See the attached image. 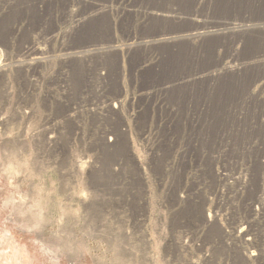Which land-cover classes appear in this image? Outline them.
<instances>
[{
  "label": "rangeland",
  "instance_id": "1",
  "mask_svg": "<svg viewBox=\"0 0 264 264\" xmlns=\"http://www.w3.org/2000/svg\"><path fill=\"white\" fill-rule=\"evenodd\" d=\"M254 1L0 0V264H189L195 180L264 187V36L157 41L264 25Z\"/></svg>",
  "mask_w": 264,
  "mask_h": 264
},
{
  "label": "built area",
  "instance_id": "2",
  "mask_svg": "<svg viewBox=\"0 0 264 264\" xmlns=\"http://www.w3.org/2000/svg\"><path fill=\"white\" fill-rule=\"evenodd\" d=\"M108 140L112 145V136ZM249 166L238 171L217 167L213 187L205 177L190 188L186 196L190 204L202 194L204 222L189 233V264H264V187H255V172Z\"/></svg>",
  "mask_w": 264,
  "mask_h": 264
},
{
  "label": "bare ground",
  "instance_id": "3",
  "mask_svg": "<svg viewBox=\"0 0 264 264\" xmlns=\"http://www.w3.org/2000/svg\"><path fill=\"white\" fill-rule=\"evenodd\" d=\"M191 1V0H190ZM209 0H192V3L193 5L194 4H198L199 2L200 3H203V4H207ZM252 2V1H251ZM255 8L257 5H261L262 4V0H255ZM264 2V0H263ZM191 3V4H192ZM220 3L221 0H220ZM221 4H219L220 6ZM192 6V5H190ZM218 6V8H219ZM227 6V5H226ZM225 6V7H226ZM229 6V5H228ZM246 6V5H245ZM224 7V5H223ZM238 7V6H237ZM249 8V7H248ZM253 8V7H252ZM150 9V8H149ZM244 10V9H243ZM234 11V10H233ZM236 12V11H235ZM145 15H151V16H154L156 18H159V19H171L173 17L176 16V14L173 13V11H169V12H163V11H160V10H156V11H146L144 13ZM261 14V13H260ZM259 14V15H260ZM264 16V15H263ZM264 18V17H263ZM145 19V18H144ZM89 25V24H88ZM88 25L86 26L85 25V29L88 28ZM228 25H234V24H228ZM205 27V25L203 26V28ZM214 27V25H211V26H206L204 28L203 31H198V32H195V33H186V34H179V35H169V36H166V37H163V38H159L157 41L160 42V43H171V42H177V41H192V40H198V39H201L202 42L200 44V47H205L206 43L209 42L212 43L214 42L215 40H210L209 38L214 35V36H220L222 34H227V33H233V32H241L243 34L245 33H248V32H253L255 31V33L257 34V36L262 35L264 36V25H259V24H250V25H243V26H236V27H228V28H223V29H215V30H212V31H209V29H212ZM84 29V28H83ZM85 32V31H84ZM254 33V32H253ZM82 34V33H81ZM255 34V35H256ZM253 35V34H252ZM240 37V36H239ZM238 37V38H239ZM260 37V36H259ZM224 38V37H223ZM223 38H218V41H223ZM257 38V37H256ZM241 39V37H240ZM243 39V38H242ZM260 39V38H259ZM261 40V39H260ZM261 42V41H260ZM205 43V44H204ZM264 43V42H263ZM217 44H220V43H214V46H216ZM209 46V45H208ZM207 46V47H208ZM211 46V45H210ZM209 48V47H208ZM212 53V52H211ZM255 58V57H254ZM255 62L257 63H260V62H263L264 61V57L263 55H259L258 58L254 59ZM214 63H212L208 68L205 69L204 71V74H202V76L204 77H207V78H215L217 77L219 74H220V70L219 69H215L214 71L210 70L211 67H215V68H218V66L220 65L219 64V61L216 60L213 61ZM255 64V63H254ZM241 65L242 64H236V65H233V66H229L226 69L227 72H235V73H239L241 71ZM222 67V66H221ZM226 67V66H225ZM244 67V66H242ZM220 68V67H219ZM224 68V66H223ZM222 68V70H223ZM241 68V69H240ZM224 69V71H225ZM210 70V71H209ZM219 70V71H218ZM223 72V71H222ZM221 72V73H222Z\"/></svg>",
  "mask_w": 264,
  "mask_h": 264
}]
</instances>
